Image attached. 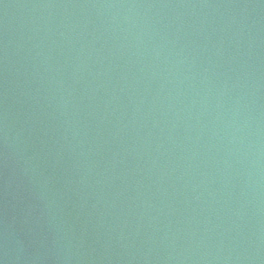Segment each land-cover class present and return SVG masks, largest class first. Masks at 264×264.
Returning a JSON list of instances; mask_svg holds the SVG:
<instances>
[{
  "label": "water",
  "instance_id": "water-1",
  "mask_svg": "<svg viewBox=\"0 0 264 264\" xmlns=\"http://www.w3.org/2000/svg\"><path fill=\"white\" fill-rule=\"evenodd\" d=\"M0 264H264V0H0Z\"/></svg>",
  "mask_w": 264,
  "mask_h": 264
}]
</instances>
